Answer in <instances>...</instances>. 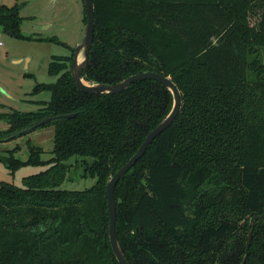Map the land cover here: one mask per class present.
<instances>
[{"label": "trees", "instance_id": "trees-1", "mask_svg": "<svg viewBox=\"0 0 264 264\" xmlns=\"http://www.w3.org/2000/svg\"><path fill=\"white\" fill-rule=\"evenodd\" d=\"M93 43L83 78L115 83L144 70L169 76L181 93L172 123L114 188L119 245L130 264H238L249 218L264 214V0H93ZM15 5L0 26L16 37ZM83 21L85 23V10ZM70 55L52 56L53 82L36 110L4 112L0 138L53 116L52 156L0 155L14 172L0 181V264H119L108 237L105 184L168 113L171 92L137 79L115 93L81 91ZM71 117H58L71 113ZM75 156L74 164L66 160ZM90 158V159H89ZM94 178L60 188L68 172ZM244 264H264V218L251 227Z\"/></svg>", "mask_w": 264, "mask_h": 264}, {"label": "rangeland", "instance_id": "rangeland-1", "mask_svg": "<svg viewBox=\"0 0 264 264\" xmlns=\"http://www.w3.org/2000/svg\"><path fill=\"white\" fill-rule=\"evenodd\" d=\"M16 6L21 17L20 33L16 37L0 26V131L8 125L2 119L4 112L36 110L38 101H47L49 92L33 91L36 83L53 82L56 75L47 71L52 56L70 55L84 34L83 0H0V6ZM264 63V47L260 49ZM2 113V114H1ZM29 145L41 149L40 158L51 157L53 126L49 123L8 139L0 138V155L17 146L14 155L27 159ZM90 159V158H89ZM75 156L66 160L74 164ZM47 165H23L13 173L0 161V181L22 184V177L43 170ZM82 167H73L59 185L60 188L81 189L90 186L94 178L80 176Z\"/></svg>", "mask_w": 264, "mask_h": 264}, {"label": "water", "instance_id": "water-1", "mask_svg": "<svg viewBox=\"0 0 264 264\" xmlns=\"http://www.w3.org/2000/svg\"><path fill=\"white\" fill-rule=\"evenodd\" d=\"M83 6L85 10V29L81 41L76 44L72 51V57L70 61V74L74 79L76 86L83 92L87 93H115L123 90L131 82L137 79L151 78L161 82L166 88L171 92L172 104L168 113L145 135L143 141L138 146L137 150L127 159V161L122 164L114 173L110 174L106 180L105 191H106V202L108 209V237L112 252L119 262V264H130L126 259L117 238L115 221V200H114V188L119 180V178L132 166L135 164L137 159L145 151L146 147L153 140V138L158 135L162 130L169 126L174 118L176 117L180 106H181V93L176 84L172 81L169 76L161 74L154 70H144L141 72H136L126 76L115 83H103L96 82L93 80H85L83 78V68L88 60L89 51L93 43V31H94V4L93 0H83ZM75 113H65L59 114L58 117H71ZM53 119V116L44 117L31 126L20 129L17 133L11 134L2 139H8L26 133L39 125L48 123ZM258 218H264V214H253L249 218V229L247 234V239L245 243V252L238 264H244L246 257L248 255V248L252 236L251 227L255 224Z\"/></svg>", "mask_w": 264, "mask_h": 264}]
</instances>
